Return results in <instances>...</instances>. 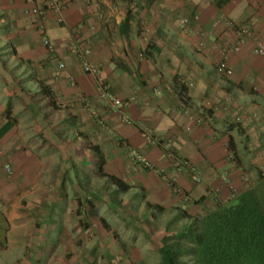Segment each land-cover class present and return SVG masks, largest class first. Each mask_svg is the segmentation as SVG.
Listing matches in <instances>:
<instances>
[{"label":"crops","instance_id":"1","mask_svg":"<svg viewBox=\"0 0 264 264\" xmlns=\"http://www.w3.org/2000/svg\"><path fill=\"white\" fill-rule=\"evenodd\" d=\"M60 1L61 22L56 24L55 16L49 15L44 23V35L55 49L53 58L41 45L35 19L23 15L24 0H0V46L10 62L16 65L17 58L24 59L46 78L51 72L55 74L56 63L64 65L51 88L71 107L84 135L91 142L98 140L111 174L139 188L148 200L166 210L189 205L194 214L217 202L209 194L212 189L219 190V198L227 195L225 175L232 177L236 188L243 186L237 180L238 169L226 154L228 150L244 152L241 135L248 139V151L264 154V57L252 55V42L245 40L240 51L230 56L232 74L224 79L215 73L216 47L235 41L224 20L246 25L264 45V0ZM182 18L191 19L186 30L180 28ZM76 35L83 39L78 48H89L87 61L98 67L111 94L120 100L135 98L120 114L102 106L95 78L83 74L81 60L70 53L69 45ZM199 42L203 47L197 50ZM70 78L75 87L69 85ZM2 92L6 106L12 95L4 88ZM78 93L86 97L106 130L89 121ZM120 116L134 125L142 124L154 138L167 140L177 162L189 161L197 168L201 183H192L184 171L176 170L161 147L145 146L138 129L125 125ZM196 119L200 120L198 125ZM119 139L163 170L165 176L174 178L182 195H174L162 178L135 167ZM21 149L11 122L0 119V154L6 155L11 168L20 164V169L35 168L34 162L22 157ZM3 186L12 185L0 182V202L4 204L0 234L4 225L13 232L14 218L7 195L1 194Z\"/></svg>","mask_w":264,"mask_h":264},{"label":"rangeland","instance_id":"2","mask_svg":"<svg viewBox=\"0 0 264 264\" xmlns=\"http://www.w3.org/2000/svg\"><path fill=\"white\" fill-rule=\"evenodd\" d=\"M6 55L0 46V119L11 122L22 157L35 168L20 169V164L7 175L8 161L0 154V182L12 185L3 186L1 194L14 215L13 232L4 225L0 234V264H161L158 247L166 219H147L141 203L152 202L139 188L114 194L95 172L98 140L91 142L76 125L71 107L51 88L52 72L46 78L31 63L17 58L15 65ZM3 88L12 95L6 106ZM240 142L244 152L234 153L232 161L237 180L244 189L264 188V154L248 151L247 137L241 135ZM103 172L112 170L106 164ZM212 198L221 203L222 197ZM184 210L192 213L189 205Z\"/></svg>","mask_w":264,"mask_h":264},{"label":"trees","instance_id":"3","mask_svg":"<svg viewBox=\"0 0 264 264\" xmlns=\"http://www.w3.org/2000/svg\"><path fill=\"white\" fill-rule=\"evenodd\" d=\"M95 154V172L114 194L128 191L129 185L103 172L105 159L98 150ZM141 207L147 219H166L158 247L161 264H264V188H246L197 214L175 207L167 215L162 206L148 201Z\"/></svg>","mask_w":264,"mask_h":264},{"label":"built area","instance_id":"4","mask_svg":"<svg viewBox=\"0 0 264 264\" xmlns=\"http://www.w3.org/2000/svg\"><path fill=\"white\" fill-rule=\"evenodd\" d=\"M25 7L22 9V13L25 16H30L35 19L36 28L41 34L40 41L43 46L46 54L53 58L55 55V49L51 41L44 35V23L49 15L55 16V23H60V12L62 9V2L60 0H41L37 2V0H24ZM198 17L193 16L192 20L197 21ZM191 19L182 18L179 21L180 28L186 30ZM224 27L228 31H230L234 37L235 41L225 46L216 47L217 51V60L215 63V73L221 77H230L232 71L229 67V58L231 55L236 54L242 48V45L245 40H249L252 42L251 53L255 57H264V45L262 42L252 33V31L246 25H237L231 22L230 20H224ZM202 35V34H201ZM83 39L80 36H75L69 45V51L72 55L78 57L81 60V72L83 74L89 75L95 78L96 89L98 101L102 104V106L108 111H116L118 114L125 108H127L131 103L135 101L134 97H130L126 100H120L114 97L109 89V86L104 82L103 78L100 75V70L95 65L90 64L87 61L88 56L90 55L89 48L79 49V45L82 44ZM203 47V42H199L197 45V50H200ZM64 65L60 62L56 63V72L54 74V78L58 76V73L62 71ZM69 85L71 87H75L76 83L74 79H69ZM158 91L155 89V92ZM79 101L82 103L83 107L87 110V112L92 116V118L97 120L98 125L106 130L103 122L97 118L96 111L90 106L88 100L83 95H78ZM123 123L128 126H135L138 129L140 138L143 143L147 147H161L164 152V157L172 162V165L178 171H184L190 178L191 182L194 184H200L201 178L197 168L190 163L189 161H176V158L171 150L170 143L167 140L154 138L147 128L142 124L134 125L132 121L127 118H123L120 116ZM200 120L196 119L195 124H199ZM189 130V127L186 128ZM120 146L125 149L126 156L128 160L135 166L140 169H143L150 174L160 177L163 179L167 188H169L175 195H182L181 188L176 184L174 178H168L164 175V171L156 168L151 162H149L143 155L135 152L131 149L124 141L118 140ZM227 159L231 162L233 161V153L228 150L226 154ZM3 170L7 175H10L12 172V168L9 164H4ZM241 181L245 183V177H240ZM224 185L228 191L227 195L221 199V203H226L229 200L235 198L239 191L236 188L230 177L227 175L223 178ZM218 189H212L209 194L212 196L218 195ZM216 200V199H215Z\"/></svg>","mask_w":264,"mask_h":264}]
</instances>
